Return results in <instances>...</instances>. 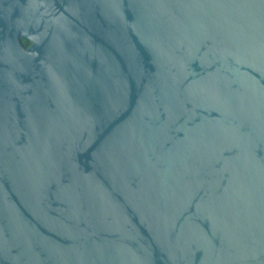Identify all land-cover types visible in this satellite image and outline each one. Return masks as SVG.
Wrapping results in <instances>:
<instances>
[{
	"label": "water",
	"instance_id": "obj_1",
	"mask_svg": "<svg viewBox=\"0 0 264 264\" xmlns=\"http://www.w3.org/2000/svg\"><path fill=\"white\" fill-rule=\"evenodd\" d=\"M0 264H264V0H0Z\"/></svg>",
	"mask_w": 264,
	"mask_h": 264
},
{
	"label": "trees",
	"instance_id": "obj_2",
	"mask_svg": "<svg viewBox=\"0 0 264 264\" xmlns=\"http://www.w3.org/2000/svg\"><path fill=\"white\" fill-rule=\"evenodd\" d=\"M24 44H25L26 46H29V45H30V43H29L28 41H24Z\"/></svg>",
	"mask_w": 264,
	"mask_h": 264
}]
</instances>
